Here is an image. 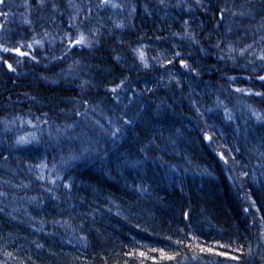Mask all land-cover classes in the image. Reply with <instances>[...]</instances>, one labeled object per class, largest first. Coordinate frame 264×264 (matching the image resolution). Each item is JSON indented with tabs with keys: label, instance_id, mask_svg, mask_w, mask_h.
Returning a JSON list of instances; mask_svg holds the SVG:
<instances>
[{
	"label": "trees",
	"instance_id": "obj_1",
	"mask_svg": "<svg viewBox=\"0 0 264 264\" xmlns=\"http://www.w3.org/2000/svg\"><path fill=\"white\" fill-rule=\"evenodd\" d=\"M118 3L124 8L93 9L87 21H73L86 33L99 32V43L93 41L91 48L65 53L57 39L53 46L36 47L35 61L0 49V262L264 264V123L250 112L264 113V103L261 97L229 91L227 79L235 76V87L264 92L257 78L264 72L254 71L251 61L264 62L238 55L239 46L258 39L253 32L264 34V0H200L201 6L196 0ZM5 4L0 10L9 13L12 25L33 21L30 30L18 26L8 42L0 39L9 48L32 35L48 42L44 31L62 34L75 12L69 0H49L43 8L38 0ZM225 6L230 11L221 23L218 13ZM241 10L252 15L231 17V11ZM229 26L232 31L226 32ZM228 42L237 46L235 58L221 59ZM141 48L148 67L134 51ZM260 48L264 45L258 43ZM176 51L181 55L173 58ZM59 56L63 59L54 58ZM181 58L190 68L178 63ZM121 80L128 90L117 89V101L109 90ZM85 110L87 119L77 115ZM124 118L132 123L124 125ZM110 119L119 121L121 138L101 130L99 125L110 127ZM29 120L36 125V142L17 145L21 132L12 123L25 126ZM68 125L73 127L66 136L54 141L48 135ZM202 128L213 129L214 144L202 139ZM85 147L89 151L63 166L64 180H57V185L70 181L71 191L58 187L53 198L47 188L53 187L54 173L37 166L46 160L49 168H61L62 160ZM253 200L259 212L251 207Z\"/></svg>",
	"mask_w": 264,
	"mask_h": 264
},
{
	"label": "snow or ice",
	"instance_id": "obj_2",
	"mask_svg": "<svg viewBox=\"0 0 264 264\" xmlns=\"http://www.w3.org/2000/svg\"><path fill=\"white\" fill-rule=\"evenodd\" d=\"M161 4L163 5L165 3V0H160ZM211 2V0H209V3ZM49 3V0H38V7L43 8L46 4ZM197 6H201L200 4V0H196ZM0 5H4L5 4V0H0ZM51 8L55 11L58 9L57 4L55 3H51L50 4ZM69 6L73 9H75V12L70 16L69 21H68V29L63 31L62 34L57 33L55 35H53L52 33H49L47 30L44 31V37L45 38H50L51 41H55V40H59V43L62 44L64 46L65 49V53L71 51L73 48L80 46L81 48L83 47H88L91 48L93 46V41H95L96 43H99L98 40V36H99V32H96L95 30H90L89 32H84L79 28L78 24H74L73 21H78V22H84L87 21L88 17L91 15L93 9H95L97 12L105 9V8H110V9H122L124 8V4L122 3H118L115 2V0H95V3H93V0H88V2L86 4H77L74 3L73 0H69ZM262 7H264V4H262ZM133 11H135V9H132ZM30 11V9H29ZM230 10L227 6H225L224 8H222L218 15L220 18L221 23L224 22L225 19V14L228 13ZM9 13L6 11H2L0 10V17L4 18V22L0 23V34H2L6 29H5V24L8 22L7 21V17H8ZM231 17H244L245 15L247 16H251L252 13L251 11H248L247 13L243 10L237 12V11H231L230 12ZM24 23H26L27 25L31 26L33 24V21L31 19L26 18L24 20ZM185 25H187V21H185ZM117 27H123V24H117ZM232 28L231 26L226 28V32H231ZM176 35H179V33H176ZM185 35L188 36L190 39H193L194 42L195 38L193 36L192 33L190 32H185ZM245 35H247V33H245ZM253 37H258L254 38L251 43H246L243 44L241 46H239V51H238V55L243 57L246 54L251 55L253 57H255L256 59H258L261 62H264V48H260L259 51L256 50L257 48V44H261L264 45V34H262V30L261 29H257L255 32L252 33ZM183 38V37H182ZM35 43L37 45H40L41 47H43V43L44 41L42 39H35V37H33V41L32 43H28L27 47L28 48H32V44ZM222 43V41H218V43L216 44L217 48H220V44ZM24 47V43L21 42L20 46L17 47H6L4 43H0V49H3L4 52H15L18 53L20 56H30L32 60H36L37 57L35 55H33L31 52H25V51H21V48ZM227 51L226 54L221 56V59H234V54L237 53V46L233 43V42H228L225 45ZM134 51H138V59L141 61V63L145 66L148 67V62L145 59V53L143 51V48L136 50L134 49ZM223 51V50H222ZM181 55V53L179 51H176L174 54V57H179ZM55 59H63V56H59V57H54ZM3 57H0V60H3ZM117 59H119V57H117ZM4 63L7 65V68L15 71V69L13 68V65L11 63H9L7 60H4ZM167 64H172L173 60L172 59H168L166 60ZM178 63L180 65H182L184 68L188 69L190 68V65L188 64L186 59L181 58ZM251 63H253L254 65V71L255 68H259L261 72H264V63L260 64V65H256L255 61H251ZM193 71H195L194 69H192ZM257 78L259 81L264 82V74H257ZM228 83L232 86L230 87L228 90L232 91L233 89L236 92H245L250 96H256V97H261V103H264V92L262 91H254L252 89H241L239 87H235L234 82L236 81V77L232 76V77H228ZM249 80H251V77H248ZM125 85V80H121L118 84H116L114 87L110 88V93L111 95L118 101L119 100V94L117 92V89H121L122 91H127L128 89H126L124 87ZM85 104H87V101H84ZM217 103L218 105L222 106L224 108V113L226 116V119L228 121H233L235 119V117L231 114L230 110L227 108L226 105L223 104V101H220L219 98H217ZM208 111H212L211 109H208ZM196 112L203 117V113L200 112L199 108L196 109ZM250 112H251V116L255 117V119L258 122L264 123V113H258L256 112L254 109L250 108ZM77 115L82 116L84 119H87V110H85L84 112H78ZM45 123L47 121H44ZM29 124H32V121L29 120L28 121ZM97 124H99V122H96ZM132 121L128 120L126 118L123 119V124L124 125H128L131 124ZM208 121L204 120V124H207ZM108 124H109V128H104L103 125H99L101 130L103 131L104 134L110 136L111 138L114 139H119L122 136V127L119 126V121L117 122H113L111 119L108 120ZM32 127H36V125H32ZM73 125H68L67 128H65L63 131L67 132V129L72 128ZM239 126L237 125V128ZM203 135H202V139L205 141H208L209 144H214V140H213V135H212V131L213 129H209V128H202L201 129ZM32 143L31 140H29L27 137L21 136L17 139L16 144L17 145H26V144H30ZM89 149L87 147H85L83 149V152L81 154H72L70 156V158L68 160H62V166L61 168H57V166L55 164H53L52 166V172L54 173V176L50 177V183L53 187H49L47 188V191L49 193H53V198H58L55 195V189L58 187H64L65 189H67L69 192L71 191L72 188V183L70 181L64 182L62 183V185H57V180H61L63 181L64 178L60 175V172L63 170V166L70 164L71 161L74 160H78L80 158H82L83 153L88 152ZM229 151L231 152L232 150L229 149ZM238 151V149H237ZM219 158L221 161H223L224 164H228V157L225 156L224 153H219ZM234 159V157H233ZM37 167L39 168H48V164L45 161H43L40 165H38ZM243 175H248L247 172H243ZM38 179L40 180H44L45 177L43 175H40L38 177ZM251 207H256V201L253 200ZM261 209L259 207H256V211L259 212ZM0 211H2V209H0ZM245 211H249V209H245ZM185 217L187 218L188 213L184 214ZM262 220H264V217H261ZM133 239H135V237H133ZM196 237L193 236V240H195ZM71 242V241H70ZM221 247H224V245H221ZM239 249H235V251H238ZM159 251H161V253L164 256H167V253L163 252V249H159ZM201 251H204V249H201ZM207 251L211 252L213 251L212 248H208ZM7 255H11V253H7ZM127 255L129 256H134L136 255L135 252L133 251H129L127 253ZM140 256H144V252H140L139 253ZM219 255L224 256L226 255L225 252H220ZM234 260H238L239 257L237 256H233L231 257ZM169 259H171V257H169Z\"/></svg>",
	"mask_w": 264,
	"mask_h": 264
},
{
	"label": "rangeland",
	"instance_id": "obj_3",
	"mask_svg": "<svg viewBox=\"0 0 264 264\" xmlns=\"http://www.w3.org/2000/svg\"><path fill=\"white\" fill-rule=\"evenodd\" d=\"M120 1L121 0H118V2H120ZM115 10L116 9H112L113 12H115ZM124 10H126V9H124ZM9 19H10V17L8 16L7 17V21L8 22L5 24V29L6 30L2 34H0L1 41L4 40V41L8 42L13 36H15V33L12 30V28L13 29H16V27H18V26L19 27L28 26V25H12L11 24L12 21L11 20L9 21ZM2 20H3V18L0 17V23H3ZM21 22H22V20H21ZM28 29L30 30V26H29ZM32 37H34V36L32 35ZM35 38L37 39V37H35ZM11 41L13 42V40H11ZM32 41H33V38L30 39L29 41H27V43L24 44V47L21 48V51L33 53V51L35 50L36 47H40V48H43L44 47V45H43V47H41L40 45H37V44L33 43L32 44V48L31 49L28 48L27 47V44L28 43H32ZM18 42H20V41H18ZM54 42L55 41H51L50 38H48V42L44 41L43 44L46 43L47 45L53 46ZM57 42H58V40H57ZM12 124H13L12 127H11L12 129L14 128V129H17V130H19L21 132V134L19 136H17V137H21V136L27 137L29 140L32 141V143H30V144H34L36 142V136L34 135L35 130H34V127H32V124H27L25 126L22 125V124L21 125L19 124V125L16 126V122H14ZM3 126L5 127V130L3 132L4 133H7L8 132L7 125L6 126L3 125ZM67 133H69L68 130H67ZM48 135L54 136L52 138V140L55 141V140L61 138L63 135L66 136V132L63 131V129H61V128H55V131L54 132H49V130H48ZM30 144H26V145H22V146H27V145H30ZM41 172L42 173H47V175H51L53 173L52 172V167H50V168L48 167L46 169L41 168ZM0 264H4V263L0 262Z\"/></svg>",
	"mask_w": 264,
	"mask_h": 264
}]
</instances>
